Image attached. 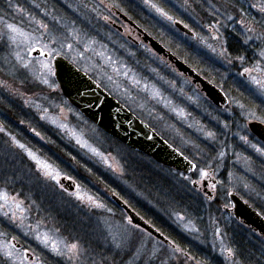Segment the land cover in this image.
I'll use <instances>...</instances> for the list:
<instances>
[{"label": "rangeland", "instance_id": "374dc122", "mask_svg": "<svg viewBox=\"0 0 264 264\" xmlns=\"http://www.w3.org/2000/svg\"><path fill=\"white\" fill-rule=\"evenodd\" d=\"M69 1L12 0V7L9 8L7 0H0V16H5L9 23L15 22L18 27L29 33L36 27L33 17L47 24L57 35L66 34L72 29L78 30L85 40L95 41L91 45L95 53L102 52L104 57L111 56L116 63L109 65L106 59L94 52H85L83 45H74V48L69 50L66 46L61 48L59 43H49V48L53 49L52 54L43 58L41 55H33L36 52L28 49L23 37L18 38L19 46L6 41V38L0 40V84L6 83L9 86L0 87V127L4 129L0 132V154H9V159L13 161L7 168L8 175L11 176L7 184L11 185L0 182V188L13 195L22 193L20 198L35 195L37 203L27 213L29 219L25 221V225L31 224L35 227L37 220H40L43 225L41 231L59 229L57 235L60 238L79 240L77 237H80L84 241L91 238V245L88 244L90 249L96 244L104 245L110 242L105 241L107 233L102 231V223L97 227V221L107 220L112 226L126 223V215L108 199L116 193L94 180L91 173L95 172L73 169V163L61 153L48 156L50 148L43 140V135L49 133L55 137L53 140L80 157L81 162L90 167V170L100 173V180L106 181L107 185H114L118 193L130 201L133 208L135 206L140 211L134 209L142 218L148 221V217H157V221L161 220L162 225L163 221L176 233L172 232L173 237L180 236L188 240L189 248L194 247L193 252L197 253L196 250L199 251V248L203 247L209 251L207 258L214 257L218 264H233L229 258V230L226 229L228 220L222 217V207L216 209L219 212L218 217L210 212L213 210L216 213L215 209L207 207L202 215L186 209L175 211V205L168 199L167 193L160 190V186L152 184L148 189L145 187V179L146 183L140 184L138 175L141 173L137 169L144 166V174L151 172V179H168L173 189L178 192H182L186 184L192 190L191 183L194 179L197 186L201 187V170L211 171L212 178L218 180L215 190L221 199L225 197L226 200L227 193L236 191L245 201L264 209V155L258 153L252 145L261 149H264V146L250 140L245 134L248 121L264 120V104L261 103L264 97L259 95L253 83V78L264 80V23H255L261 20L264 14L251 6L264 0H200L199 3L189 0L192 6L187 10L184 6L185 0H154L172 17V21L149 10L144 6L143 0H129L142 9V15L139 13V17L145 16V20L150 22L148 32L153 39L193 70L205 75L215 86L226 90L233 111L221 114L235 115L234 122L229 124L220 123L219 118L217 119L219 114L213 110L190 79L179 74L173 66L166 64L151 51L148 55L147 47L140 38H136L139 41L138 48L129 42L126 39V35L130 34L127 26H123L124 33L118 35L100 22L101 16L87 17L78 14L85 12L84 7L81 5V10L77 12L72 4H68L71 3ZM99 4L95 2L93 5ZM212 4L220 11L216 12L211 7ZM173 21L187 25L186 28L194 33V38H189L174 28ZM249 26L254 29L253 32L247 31ZM229 44H232L235 54L229 52ZM36 47L39 48L40 45ZM142 50L146 53H142ZM44 51L47 52L48 49ZM80 53H83V56ZM17 55L23 58L22 63L17 60ZM53 55L64 56L78 68L92 75L139 119L178 145L191 159L196 160L198 167L193 176L181 178L172 171H160L147 158L107 140L65 100H60L53 75H49L47 69L38 63L50 62L52 67ZM23 63L28 64V67H23ZM114 68H119L121 73L130 70L129 77L126 79L119 75ZM41 74L48 83H42L37 78ZM244 75L246 78H243ZM108 76H112L115 83L108 80ZM133 76L141 81L136 87L132 86ZM145 84L148 85V91L142 90ZM153 86L160 91V96L156 99L151 98ZM45 110L49 117L47 120L41 119ZM51 120L66 124L67 129L56 127ZM33 129L40 135L37 136ZM73 132L87 140L88 144L106 157L107 163L100 156H95L88 149L78 145L72 136ZM209 133L213 135L210 136ZM21 134L24 139L20 138ZM13 137L38 153L41 158L53 162L61 173L60 180L62 177H68L70 181L75 182V190L63 191L59 185L52 182H37L35 175L29 172L30 167L34 168V165L23 151L15 147L11 139ZM27 137L34 142L43 141L46 144L32 145L33 143H29L32 141ZM241 137H246L247 142ZM108 164H112V167L109 168ZM156 172L159 173L157 176ZM77 185L81 195L92 196L102 203L104 208H89L86 203L82 204L74 196H69L70 192L77 191ZM194 190V194L201 195L199 191ZM158 193L160 195H157ZM25 203H30V200ZM58 215L64 217L65 223L57 219ZM0 221V233H5L0 235V243L15 245L19 252H27L28 257L32 259L39 254L43 264H64L59 257L43 249L31 234L24 236V231H28L26 227L21 230L3 217H0ZM71 227H77L79 231ZM158 230L165 233L162 229ZM134 235L137 247L143 244V251L146 253V256L136 261L137 264H144L147 255L153 253L155 255L150 264H202L194 258L192 252L184 256L188 252L179 246L184 255L173 253L145 231L136 230ZM19 252L15 256V264H20ZM117 260L119 261L120 257H117ZM0 264H13V261H8L0 255ZM24 264H30V261L25 260Z\"/></svg>", "mask_w": 264, "mask_h": 264}, {"label": "snow or ice", "instance_id": "6c2138e0", "mask_svg": "<svg viewBox=\"0 0 264 264\" xmlns=\"http://www.w3.org/2000/svg\"><path fill=\"white\" fill-rule=\"evenodd\" d=\"M200 0H192V3H199ZM8 7H12V0H7ZM144 6L147 7L149 10L154 11L160 17L172 21V17L168 15V13L164 10L163 7L159 6L158 3L154 2V0H143ZM192 3H189V0H185V9L187 10L192 6ZM39 7V5H36ZM252 7L257 8V10L264 14V2L257 3L251 5ZM71 7V5H69ZM82 7L87 8V4H83ZM118 7L117 4L112 3L110 5L105 4L104 0H100L99 5H93L92 10L99 11L100 8L107 9L109 12L111 8ZM211 7L216 11L219 12L220 9L216 7L215 4H212ZM18 11H22L17 9ZM48 15V13H45ZM105 22L108 21L109 16L102 17ZM231 18V17H229ZM174 22V21H173ZM33 23L36 24V27L32 29V31L25 32L21 27H18L15 22L9 23L5 16H0V40L10 41L13 44H18V38L23 37L24 43L28 47V49L32 52H38L41 56H50L52 54L53 49L49 48V43L57 44L59 43L61 48L65 46L72 50L74 45H83L84 51L94 52L95 49L91 47L95 41H87L84 37L79 33L78 30L72 29L67 31L66 34L61 33L59 35L55 34V32L49 29V26L42 21H38L33 17ZM255 23H264V16H262L261 20L255 21ZM187 27V25H185ZM248 32H253L254 29L252 27H247ZM251 39V37H248ZM71 41V42H69ZM36 45H40L39 48ZM44 49H48L47 52ZM96 55L101 56L102 58L106 59L109 65H113L116 61H113L111 56L104 57V53L99 52L95 53ZM83 56V53H80ZM17 60L19 62H23V58L17 55ZM42 68L47 69L49 75H55L50 62L45 61H38ZM23 67L27 68L28 64L23 63ZM119 75H123L126 79L129 77V72L124 71L120 72L119 68H114ZM247 72L248 69H245ZM42 83H48L46 79L43 78V74L39 77ZM108 80H113L112 76H108ZM141 81L136 79L135 76L132 77V86L136 87L139 85ZM253 83L256 85L259 95L264 97V80L253 78ZM119 87V85H117ZM0 87L8 88L9 86L5 84H0ZM144 91H148V85L145 84ZM160 96L159 89L155 88V86L151 89V98L156 99ZM261 103L264 104V99L261 100ZM243 107V105H241ZM179 115V113H177ZM41 119H49L46 114L41 117ZM51 123L55 124L56 127L66 130L67 125L63 123H58L57 120H51ZM264 123V121H261ZM4 129L0 127V132H3ZM35 132V129H33ZM37 136L40 135L39 132H35ZM209 135H213L209 133ZM73 138L75 139L76 143L80 145L82 148L88 149L93 155L100 156L105 163H107V158L104 157L96 148L92 147L88 144L87 140L82 139L81 137L77 136L75 132L72 133ZM13 144L16 148L23 151L28 159L34 165V168L29 169V172L35 175V179L37 182L43 180L44 182H52L54 185H59L63 191H67V189L63 188V185L60 184V176L61 173L57 166L49 159L41 158V156L33 152L32 150L28 149L24 144L19 143L15 140V138H11ZM242 140L247 142L246 137H241ZM252 147L261 155H264V149L257 148L256 145H252ZM13 161L9 159V154H0V176H7V168L9 165H12ZM108 167L111 168L112 164H108ZM200 176L203 179L204 177L208 176L207 172L201 170ZM8 180H5L7 183ZM212 188H215V185H212ZM23 194L16 193L15 195L10 194L8 191L0 188V217H3L7 220L10 224L15 225L17 228L23 230L25 227L28 231H24V236H29L31 234L32 238L43 247V249H47L56 257H59L64 264H136V261L141 257L146 256V253L143 251L144 245L141 244L140 247L136 245V238H135V231L139 230L143 232L142 228L135 223H133L132 219L129 217L125 224H120L116 226H112L109 224L107 220L104 221H97V227L103 224V232H106L107 235L104 237L105 241H109L104 245H97V248L103 247V251H98L97 248H88L83 246L79 240H69L60 238L57 233L59 229L55 230H48V231H41V224L40 220H37L35 227L31 224L25 225V221L29 219L27 213L32 209L33 205L36 204L34 199H31L28 196H23ZM69 196H74V198L80 201L82 204H87L89 208H96V209H103L104 205L94 199L92 196H85L80 194V188L77 185V191L75 193H69ZM30 200V203L26 204L25 201ZM38 210V209H37ZM2 222V221H0ZM5 233H0V235H4ZM15 239V237H13ZM179 249H173V253L179 252ZM19 252L18 249L15 248V245L8 244L4 245L0 243V255H2L6 260L13 261L15 264V256ZM231 254V253H229ZM154 253L152 255H147V258L144 260V264H150L151 260L154 257ZM20 256V264H24L25 260H29L30 264H43L41 260V256L36 254L34 259H30L27 255V252H19ZM117 257H120V260H117Z\"/></svg>", "mask_w": 264, "mask_h": 264}, {"label": "water", "instance_id": "95a60500", "mask_svg": "<svg viewBox=\"0 0 264 264\" xmlns=\"http://www.w3.org/2000/svg\"><path fill=\"white\" fill-rule=\"evenodd\" d=\"M120 17L123 21L129 23L138 30L141 34L139 36L142 41L147 42L158 57L166 59L178 73L189 78L213 104L224 105L226 103V99L216 87L201 78L194 70L180 61L158 41L137 28L125 16L120 15ZM173 27L190 38L194 37V33L179 22H174ZM37 54L39 53H33V55ZM52 68L55 72V75H53L54 82L63 98L73 106L83 118L92 123L108 137L130 150L149 157L155 163L176 172L188 174L194 170L193 163L173 149L148 125L131 114L124 106L109 96L107 92L99 87L85 73L78 70L66 59L58 55L53 56ZM247 128L264 144V125L257 122H249ZM60 184L68 191L74 189L73 183L69 180H65V178L60 180ZM207 194L210 196V193ZM110 199L117 207L123 210L127 219L130 217L133 223L137 224L139 228H142L148 234L162 241L164 244L169 245L171 248H175L165 237L143 221L119 198L115 195H111ZM228 199L232 205L234 217L257 231L259 234L264 235V218L250 209L249 206L244 204L236 195L230 193L228 194Z\"/></svg>", "mask_w": 264, "mask_h": 264}, {"label": "flooded vegetation", "instance_id": "af4514ba", "mask_svg": "<svg viewBox=\"0 0 264 264\" xmlns=\"http://www.w3.org/2000/svg\"><path fill=\"white\" fill-rule=\"evenodd\" d=\"M69 2H71V3H68V4H72L73 9L76 10L77 12L81 10V7H80L81 5H83V4H87L88 5L87 8H84L85 9V12L82 11V12H79L78 14H84L87 17H88V15H90V16L91 15H94V16L96 15V16H101V17H103V16H109V19H108L107 22H105V20L103 18H101V21L100 22L102 24H105L109 28V30L115 31L118 35H122L124 33L123 26H127L128 29L130 30V34L126 35V39L129 42H132L134 44V46L137 47V48L139 47V41L138 40H139V35H141V34L138 32V30L134 26L130 25L129 23H127L125 21H123L122 18L120 17V15L127 17V19L129 21H131L137 28L141 29L143 32H145L151 38H154L148 32V28H150V22L148 23L145 20V18H144L145 16H143V18L142 17H139L140 14H141L140 11L142 9H140L135 3L130 2L129 0H104V3L105 4L110 5L112 3H115V4L118 5V7L111 8L110 12L107 9H104V8H100L99 11L92 10L93 4H95V2H99L100 3V0H84V2H83V0H70ZM91 18H94V17H91ZM143 44H144V46L147 47V54L148 55H149V51H151L152 53H154L153 50L148 46V44H146V43H143ZM142 53H146V52L144 50H142ZM196 72L204 80H206L209 83H212L211 81H209L207 79V77L205 75H203L202 73H200L198 71H196ZM87 74L89 75L90 78H92L95 82H97L92 77V75H90L89 73H87ZM243 78H246L245 75H244ZM98 84L104 89V87L100 83H98ZM212 85L215 86L213 83H212ZM215 87L220 90L222 96L226 99V104L225 105H215V104H213L211 101H209L204 96V94L202 93V91L199 88L196 87V89H198V91L203 94L204 98L213 107V110L216 113L219 114L217 116V119L219 118V121H220L221 124L222 123H228V124L229 123H233L234 120H235L234 119V117H235L234 114L233 115L232 114H229L227 116H224L225 114L224 115L221 114L223 112L226 113V111H233L232 107H230V105H229V102H230L229 94L226 92V90L220 89L218 86H215ZM104 90H106V89H104ZM251 121H256V122L262 123L261 121H264V120L256 119V120H251ZM247 123H246V125H247ZM262 124L264 125V123H262ZM245 128H246L245 134L247 135V137L250 140L256 141L257 143L263 145L254 135H252L249 132L247 126ZM183 154L189 160H191L195 164V170H196L197 167H198V165L196 164L195 160L193 161L188 156L187 153H183ZM194 172L195 171H192L188 176H185V175H182V174H179V173H176V174L179 177H181V178L182 177H186L187 178V177H192L193 174H194ZM207 173H208V176L204 177V179H202L201 182H202V185H203V190L206 189L207 191H209V193L211 194V196H208L207 197L204 194H201V195H202L203 199L205 198L204 200L206 201V203H208V204H212L213 203V205H214L213 208H216V209L219 210V208L222 207V213L224 214L225 218L228 220V225H230V227H229V229H230V231H229V239H230L229 251L231 253V254H229L230 261H232L233 264H241L240 261H238V257L236 255V253H237V250L239 249V247L241 245H243L244 246V250L246 252L256 253L258 255V257L262 260L261 264H264V235L258 234L257 232H255L254 230H252L250 227L245 226L241 221H238V220H236L233 217L232 211L230 210L231 209V206H230L228 200L226 201L225 200V197H224L223 199H221V202H220L221 196H219L218 194L216 195V190L215 189L218 186V180L212 178L213 172L211 173V171H208ZM263 175H264V173H263ZM195 182H196L195 179L192 180L193 189L199 190V188H198V186L196 185ZM212 185H215V188H212ZM224 202H226L227 205L224 206ZM244 202L247 205H249L251 208H253L255 211H257L262 216V218H264V209L263 208H261L260 206L254 207L255 205L252 202H248V201H244ZM229 207H230V209H229ZM134 212L136 214H138L135 210H134ZM138 215L140 216V214H138ZM144 220L146 222H148L146 219H144ZM148 223L150 224V222H148ZM167 237L169 239H171V237H169V236H167Z\"/></svg>", "mask_w": 264, "mask_h": 264}, {"label": "trees", "instance_id": "16d2710c", "mask_svg": "<svg viewBox=\"0 0 264 264\" xmlns=\"http://www.w3.org/2000/svg\"><path fill=\"white\" fill-rule=\"evenodd\" d=\"M43 1V0H42ZM228 41L230 42V39H228ZM228 50H229V52L230 53H232V54H235L234 52L235 51H232V44L230 45L229 44V46H228ZM2 96V95H1ZM58 98L60 99V100H62V97H61V95H60V93H59V95H58ZM152 127V126H151ZM153 128V127H152ZM154 129V128H153ZM155 130V129H154ZM156 131V130H155ZM157 132V131H156ZM55 133V132H54ZM162 138H164L165 140H167L169 143H171L175 148H177V149H179L180 151H181V149L179 148V146L178 145H175L174 143H172L171 141H169L165 136H163V135H161L159 132H157ZM103 137H105L107 140H109V141H111L112 139H110V138H108V137H106L105 135H103V134H101ZM44 138H43V140L47 143V146H48V148H50V151H48L47 152V154H48V156H50L51 154H54V153H58V154H62L68 161H70V162H72L73 163V169H75V170H78V169H85L87 172H95V173H91V175H93V178H94V180H97L98 182H100V184L101 185H105V187L107 188V190H109V191H111V192H113V193H116L117 195H119L120 196V198L122 199V200H124L131 208H133V205H132V203L130 202V201H128V200H126V199H124L119 193H118V191H117V189H116V187L114 186V185H107V182L106 181H102V180H100L101 178L100 177H102L101 175H100V173H98L97 171H92V170H90V167L88 168V166L87 165H85V164H83V162H81V159H80V157H78L75 153H73L71 150L70 151H68V150H66V148L60 143V142H57V141H55V140H53V138H55V137H53V136H50V134L49 133H44ZM42 136V137H43ZM20 138L21 139H24V136L21 134L20 135ZM27 139H29V137H27ZM30 140V139H29ZM30 141H32V140H30ZM115 144H117L119 147H122L123 149H125V150H128L127 148H125V147H123L122 145H120L119 143H117V142H115L114 140H112ZM29 143H33L32 145H37V144H39V143H44L43 141L42 142H39V141H37V142H34V141H32V142H29ZM46 143H44V144H46ZM136 154H138V155H140V156H143V155H141V154H139V153H136ZM144 158H146L145 156H143ZM54 160H56V159H54ZM196 161V160H195ZM152 162V161H151ZM153 163V162H152ZM153 165H155L156 167H158L157 169H162V170H167V172H169L170 170L169 169H165V168H161V166H159V165H156V164H154L153 163ZM138 171H139V173H141L140 175H138V177H139V182H140V184L141 185H143V184H145L146 182H144V179L147 181V183L145 184V187L146 188H148V189H150V187H151V185L152 184H156L158 187L160 186V190L161 191H165L166 193H167V195H168V199L169 200H171L172 201V203L175 205V211H178V212H181V211H183L184 209H186V210H188L189 212L190 211H192V212H198V214H200V215H202V212L206 209V207H207V209H211V208H213L214 207V205H213V203L212 204H208V203H206V201L199 195V194H194V192L191 190V188L189 187V186H186V185H188V184H186L185 186H183V189H182V192H178V191H175L173 188L174 187H172V184H171V182H169V180L168 179H156V178H152L151 179V177H150V173L151 172H149L148 174L146 173V174H144V170H145V167L144 166H141L139 169H137ZM161 171V170H160ZM172 173V172H171ZM70 174H72V173H70ZM96 174L98 175V176H96ZM159 173H157L156 172V175L155 176H157ZM13 176V175H12ZM100 176V177H99ZM152 177H154V176H152ZM10 178H11V176H9V175H7V176H0V182H2L4 185H8V186H10L11 184H7V183H5V180L7 179H9L10 180ZM149 180V182H148V180ZM9 180H8V182H9ZM13 181H14V176H13ZM110 186H112V187H110ZM33 187V186H32ZM141 187V186H140ZM142 188V187H141ZM23 189L25 190V188L23 187ZM36 190H37V188H36ZM109 191H107V192H109ZM159 193H161L160 191H159ZM157 194V195H160V194ZM30 197H32L34 200H36V198H35V195H29ZM219 197V196H218ZM220 198V197H219ZM63 199V198H62ZM37 201V200H36ZM61 201V200H60ZM217 201V200H216ZM62 202V201H61ZM220 202H221V198H220ZM37 203V202H36ZM193 207V208H192ZM133 209H137L135 206H134V208ZM213 209H215L216 210V208H213ZM138 210V209H137ZM139 211V210H138ZM140 212V211H139ZM212 214H217L216 216L218 217L219 216V212H217V210H216V213H214V211L213 210H211L210 211ZM142 213V212H141ZM222 217L223 218H225V216L224 215H222ZM157 218V217H156ZM156 218L155 217H148V221L154 226V227H156V228H158V229H162V231H164L165 233L164 234H166L167 236H170V237H172L171 239L178 245V246H180L181 248H184V249H186L187 250V252L188 253H186V256H187V254L188 255H190L191 254V252L194 254V258L195 259H197V260H199V261H201V263L202 264H218V263H216L215 262V260L216 259H214V257H209V258H207V256H209L210 254H209V251L207 250V249H205V248H203V247H200L199 249V251L198 250H196L197 251V253L196 252H193V251H195L194 250V247H192V248H189V241L188 240H186V239H184V238H182V237H180V236H178V235H176V236H178V237H180V238H178V237H173V235H172V232H174V231H172L171 229H170V227H168L163 221H162V223H163V225L160 223V221L161 220H159V221H157L156 220ZM57 219H59V221L60 222H64V217L62 216V215H58V218ZM65 223V222H64ZM72 224V223H71ZM79 225H77V227H78ZM77 227L76 228H72L73 230H76V231H79L78 229H77ZM229 227H230V225H228L227 227H226V229L227 230H229L230 231V229H229ZM84 233V232H83ZM175 233V232H174ZM87 234V233H86ZM176 234V233H175ZM231 237V236H230ZM78 239H79V241H80V243L83 245V246H85V247H88V244H90L91 245V238H86L85 239V241L83 240V239H81L80 237H77ZM228 240H229V244H230V239H229V237H228ZM97 245H101L102 246V244H96L93 248H97ZM101 250V251H103V247H100V248H97V250ZM236 255H237V257H238V261H240V263L241 264H261V262H262V260L258 257V255L256 254V253H253V252H246L245 250H244V246L243 245H241L240 247H239V249L237 250V253H236ZM217 261V260H216ZM137 264V263H136Z\"/></svg>", "mask_w": 264, "mask_h": 264}]
</instances>
